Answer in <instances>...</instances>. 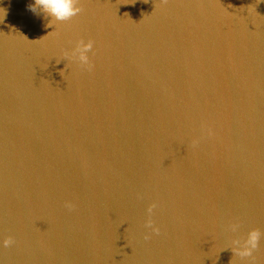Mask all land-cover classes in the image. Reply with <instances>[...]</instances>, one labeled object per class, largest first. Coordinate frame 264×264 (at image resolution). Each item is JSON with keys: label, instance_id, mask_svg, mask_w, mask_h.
<instances>
[{"label": "water", "instance_id": "1", "mask_svg": "<svg viewBox=\"0 0 264 264\" xmlns=\"http://www.w3.org/2000/svg\"><path fill=\"white\" fill-rule=\"evenodd\" d=\"M0 264H264V0H0Z\"/></svg>", "mask_w": 264, "mask_h": 264}]
</instances>
